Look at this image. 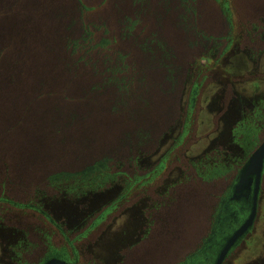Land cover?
Returning <instances> with one entry per match:
<instances>
[{
  "label": "rangeland",
  "instance_id": "obj_1",
  "mask_svg": "<svg viewBox=\"0 0 264 264\" xmlns=\"http://www.w3.org/2000/svg\"><path fill=\"white\" fill-rule=\"evenodd\" d=\"M133 2L84 0L80 18L75 0H0V264H40L51 249L77 264H168L183 256L174 239L185 229L205 232L245 157L249 142L229 141L233 129L264 137V0H146L145 14ZM85 20L92 33L85 25L71 47L109 61L117 91L56 55ZM99 160L123 180L102 183L94 201L75 179L50 184ZM216 165L228 173L211 176ZM165 192L186 200L157 222ZM143 205L154 222L138 228ZM224 264H264V183L255 227Z\"/></svg>",
  "mask_w": 264,
  "mask_h": 264
},
{
  "label": "flooded vegetation",
  "instance_id": "obj_2",
  "mask_svg": "<svg viewBox=\"0 0 264 264\" xmlns=\"http://www.w3.org/2000/svg\"><path fill=\"white\" fill-rule=\"evenodd\" d=\"M232 133H233V139L232 137H229V141H239L240 136L243 135L244 139L242 141L249 142L247 146L248 150H246L245 157L242 159L238 170L233 175H230V176L228 175L230 178L228 185L221 191L220 195H216L215 202L211 203V206L209 207L210 212H208L205 218L203 219L205 226L207 225L205 232L198 233L196 230V233H191L189 232L191 229L188 231L187 229H185L184 235L182 237L174 239V240H177L176 243L178 246V250H183V253H182L183 256L177 259H174V260L169 259L168 264H215L219 254L221 253L226 243L236 233V231L245 223V221L251 214L253 203H254V198H255L256 176L252 174L248 176V178L246 179H243V178H244V174L246 171L247 163L249 162L253 152L264 142V137L260 139V137H258V129L252 126L240 125L237 129H233ZM164 140L165 139H161L160 141H164ZM233 148L234 146L232 147V145H230L229 150L234 151ZM230 153L232 157L228 155L225 151H221L219 156L221 159L226 158L225 160H227L231 157L233 160V156H235V154H233L232 152ZM139 160L141 162L139 167L142 168L144 164L143 159L139 157ZM216 166L213 167L211 174H210L211 176L215 175L217 177H223L229 171V168H222L221 166L219 167V165H216ZM102 167H105V166L103 165ZM81 173H83L81 175V177H83L82 179L89 180L88 182L89 184L78 188V189L84 190L80 194H88L87 197H89V200H93V201L98 198L97 194L102 193L103 195V190L108 189L107 187L102 186V183H105L107 181L113 183L114 181L116 182V180H118V183H119L121 182V180H123V177H122L123 171H118L115 174H108L109 172H103V170L101 169H98L96 171L95 167L94 168L89 167L87 170ZM63 174L64 172L55 174L52 180L58 181L59 179H61V176ZM67 174L71 175L70 177L71 179H74L73 172H70ZM210 178H213V177H210ZM71 181L75 182L74 180H71ZM263 183H264V168H263L262 179L259 185V191L257 195L256 217L252 225L249 227V229H247L245 232L240 234L234 240V242L232 243L230 249L228 250L221 264L225 263L226 258L244 240V238L249 233H251V231L254 229L256 220L259 214V207H260L262 192H263ZM119 185L120 184H118V186ZM70 189H72V191H69V192L75 191L76 193V190H73L75 189V185L70 187ZM171 193L172 194L170 193L167 194L166 192L163 193V194H166L168 197L167 199H164L163 201L159 203H164V204L158 203L159 206H157V208L152 210L154 212L153 214L154 219L156 218L155 220L157 222H158V218L160 214L162 213V211L165 208L170 207L172 204H174L178 198L184 197V201L186 200L185 196L179 197V196H175L174 192H171ZM91 194L93 196H96L95 199H93L94 197ZM195 199L199 201V198L196 197ZM161 205H162V208H160ZM73 206L74 205H72L71 203H67L66 207L63 206L64 208L71 211V212H64L62 209L61 213H63V215L65 216V219L63 222H68L69 224H71L73 218H75V215L73 213L74 212ZM60 207H62V205H60ZM147 209H148V205L146 208H145V205H143L141 208V212L143 216L145 217H143V219L141 220V223H136L138 228H140L141 225L147 223V221H149L150 223L154 222L153 221L154 219L152 220L151 218L152 217L151 213H149L148 215L147 213H145ZM201 209H202V202L200 205V210L197 213L195 227H197L198 221L200 220L202 216ZM129 210L130 208H128L127 210H123L119 214V216H123L126 213V211H129ZM103 218L104 216L100 215L98 220H102ZM106 252L108 253L109 250H106ZM176 253L177 251L174 249V254L176 255ZM94 255L96 258L95 257L93 258L97 259V257H101L106 254L104 251L102 253L100 252L95 253ZM164 257L165 255L163 256V258ZM53 258H59V259L65 260L70 264H77L79 261L78 257L71 258L63 250L57 251L55 249H51L45 255V257L41 260L40 264H45L46 262H48L49 260Z\"/></svg>",
  "mask_w": 264,
  "mask_h": 264
},
{
  "label": "trees",
  "instance_id": "obj_3",
  "mask_svg": "<svg viewBox=\"0 0 264 264\" xmlns=\"http://www.w3.org/2000/svg\"><path fill=\"white\" fill-rule=\"evenodd\" d=\"M142 1H145V4H144V8H143V10L141 12L143 14H145V13H147V2H146V0H134L133 4H139ZM75 3H76V9L78 7V10H79V17L81 18V14H80L82 12L81 9L85 10V7H87L86 6V3H84V0H75ZM176 10H177V15L179 17L183 15L184 12L182 10H180V9L178 10V8H176ZM143 14H142V16H144ZM121 17H124V16H121ZM87 24H88V21L87 20L83 21V24H81L79 26V30L76 31V32H74V34H72V38H68L67 37L66 38V41H65V43L63 45V47H59L58 50H56L57 51L56 52V55L59 56L60 58L70 59V60L74 61L77 66L80 65V68H81V70H83V72H85V70L83 69L84 65L87 66L93 74L99 75V76H101L102 78L105 79V81L103 82L104 85H107L108 88L115 89L117 91V88H115V87H113L111 85V84H113L112 81H114V79H113V73L111 71L112 68L109 65V61H107V60L104 61L103 60V61H99L97 63V62H92L90 60H86L83 57L81 58L79 56L80 54H79V50L78 49H75V48L71 47L72 46L71 44L73 43V41L77 42V39L76 38H77L78 35H80L83 38L86 37V35L83 36V31L85 29L84 28L85 25H86V29H88L92 33V30L87 27ZM125 34L128 35V32H125ZM140 41L141 40H138V44H140V47L144 51V53L148 55L151 52V50L150 49H147V48H143L141 46L142 41H141V43H140ZM171 73L172 72H169L168 71V74L167 75L168 76H171L170 75ZM109 74L112 75V78L109 79L110 81L106 80L107 78H105L106 76H108V78H109V76H110ZM124 80L126 81V77L124 78ZM172 80L173 79H171V81ZM97 86H98V84L97 85L96 84L95 85L93 84L91 87L93 89H95ZM168 86H169V91L170 92L173 91L172 88H171V86H170V82H169ZM103 162H104V164H106V161H103ZM95 163L88 164V165H86V167L93 166ZM98 169L103 170V172H107V170H108L107 165H105V167L99 166V167H96L95 168L96 171ZM63 172H64V174L61 176V179H59L58 181L53 180L50 183V184H52V186H56V187H58V186L60 187L62 185L64 186L65 181L68 180V179H70L71 175L67 174L66 170H64ZM81 172L82 171H80V172H77V171L76 172H73L74 173V179H75V183L74 184H79L81 186L88 185L89 184L88 183L89 180L82 179L83 177H81V175L83 173H81ZM91 184H93V183H91Z\"/></svg>",
  "mask_w": 264,
  "mask_h": 264
},
{
  "label": "water",
  "instance_id": "obj_4",
  "mask_svg": "<svg viewBox=\"0 0 264 264\" xmlns=\"http://www.w3.org/2000/svg\"><path fill=\"white\" fill-rule=\"evenodd\" d=\"M103 161L104 160H99L93 166H88V167H86L80 171L83 172V171L87 170L89 167H93V168L95 167L96 168L98 166H103L104 165ZM263 168H264V142L253 152L249 162L246 165V171H245L244 178H243V179H246V178H248V176H250L252 174H254L256 176L255 198H254V203H253L251 214L249 215V217L247 218L245 223L236 231V233L226 243V245L222 249L221 253L219 254L215 264H221L222 263V261L224 260L226 254H227L228 250L230 249L234 240L240 234H242L247 229H249V227L252 225V223L256 217V213H257V195H258V191H259V185H260V182L262 179ZM80 171H77V172H80ZM61 172H63V171H61ZM66 172L70 173L71 171H66ZM45 264H70V263H68L65 260L59 259V258H53V259L49 260L48 262H46Z\"/></svg>",
  "mask_w": 264,
  "mask_h": 264
}]
</instances>
